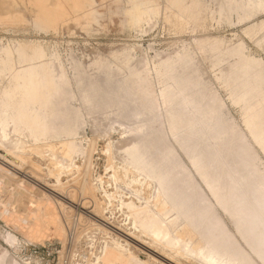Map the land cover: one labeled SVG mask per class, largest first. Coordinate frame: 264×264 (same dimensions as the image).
<instances>
[{"label": "rangeland", "instance_id": "obj_1", "mask_svg": "<svg viewBox=\"0 0 264 264\" xmlns=\"http://www.w3.org/2000/svg\"><path fill=\"white\" fill-rule=\"evenodd\" d=\"M107 77L140 92L89 113L78 82ZM30 78L33 109L59 83L63 109L5 124L21 165L0 160V264H95L116 242L264 264V0H0V108L30 103Z\"/></svg>", "mask_w": 264, "mask_h": 264}, {"label": "bare ground", "instance_id": "obj_2", "mask_svg": "<svg viewBox=\"0 0 264 264\" xmlns=\"http://www.w3.org/2000/svg\"><path fill=\"white\" fill-rule=\"evenodd\" d=\"M54 3L56 4L55 1H54ZM62 11H63L62 7H57L53 12L54 16H53L52 21H54L58 17H60L62 14ZM72 11H73V9H72ZM145 12H146L145 10H142L140 12V14L145 13ZM209 19H210V17H209ZM136 21H138V19H136ZM129 73H130V77H133V75H135L133 71H129ZM31 81H32V79L30 78V80L28 82L29 87L25 92V94L29 96L30 103H25L23 106H21V101H20L15 109H7L5 107L0 108V160H2L4 163H8V164H10L12 166H16V167H19L21 165V149L19 147L15 148L16 146H13L10 133L8 132L10 129L7 131L6 130L7 126L5 124L9 123L10 125H14L15 128H13V129H15V130L19 129L21 127V125H27L28 127L40 126L45 121L46 116L50 117V116H52L53 113H57L58 112L57 110L63 109V106H62V104L58 98L60 96V92H61L59 89L60 83L59 84H52V92H51L52 96L51 97L54 98L55 105L53 107V110L49 114L46 115L41 110H39V112H37V110L33 109V106H30V104H33L35 102L37 90H36L35 83H31ZM78 83H80L82 85V86L79 85L80 86L79 91H80V94L83 96L84 106L89 113L92 112L93 109H95V108L98 109V107H100L101 105L115 100L117 97H122V96H125L126 94H130L132 97H135V96H138V94L140 92L139 91L140 84H139V81L137 79L132 80V79L128 78L126 80H122V81L117 82V81H113L112 79L107 77V78H105L104 82L101 84H97L95 82H92L91 80L79 81ZM48 84H50V83H48ZM168 157H169V155L166 154L165 156L162 157V159H167ZM17 162H18V164H17ZM31 165H32L31 169L33 168L35 170L36 168H38L37 165H35L33 163ZM171 169H172V171L174 169L179 170L180 166L176 165L175 167H173ZM2 184H5V179L0 181V185H2ZM8 184H9L8 186H10V187L18 186L17 183H8ZM81 184H84V183H81ZM84 185H83V190H82L83 192H84V190L85 191L88 190L87 186H89V183L87 186L85 185L86 186L85 188H84ZM89 192L90 191L88 190V193ZM19 193L21 194V192H19ZM80 193H82V192L80 191ZM103 193H105V191ZM159 198H160V195L158 192H156L155 193V201L159 202ZM124 205L127 206L126 208L129 209L130 214H133L138 209V207H134L133 205L128 206L127 203ZM40 209H41L42 214L44 212H45V214H47L49 216L51 214H53V207H51V205L48 204L47 201H44L43 206H39V210ZM17 211H18V209H17ZM17 211L14 207L12 214H14V212H17ZM43 216H46V215H43ZM58 218L57 217L55 218L54 225L59 230V233H62L61 231L63 228L61 229V226L59 224L60 221H58ZM60 218H59V220L62 221V219H60ZM158 234H159L158 232H154V235H158ZM112 242H114V241H112ZM116 246H118V247H116ZM102 248H103V246H102ZM170 250L173 254L182 255V253L178 252L177 248H174V246H171ZM200 250H201V248H198L194 254H195V256H198L200 261H202L204 264H222L223 263L222 260L218 259V257H216L214 255V253H212L211 251H208V250H205L200 255H198L197 252ZM124 252H126V253H124ZM131 258H133L135 261H137L138 264H150L148 258L146 261H142V260L136 259L135 256L132 257L131 252L129 250L125 251L124 246L121 245L120 243H117V242L115 243L114 247L109 246V245H105L103 250H101V253L98 256L94 257V260H96L95 264H131ZM166 264H168V263H166Z\"/></svg>", "mask_w": 264, "mask_h": 264}]
</instances>
